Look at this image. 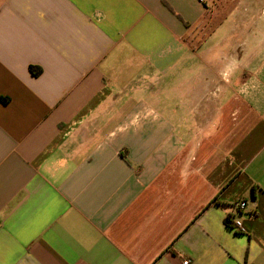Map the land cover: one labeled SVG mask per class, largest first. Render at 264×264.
<instances>
[{
    "label": "crops",
    "instance_id": "1",
    "mask_svg": "<svg viewBox=\"0 0 264 264\" xmlns=\"http://www.w3.org/2000/svg\"><path fill=\"white\" fill-rule=\"evenodd\" d=\"M186 261L264 264V0H0V264Z\"/></svg>",
    "mask_w": 264,
    "mask_h": 264
},
{
    "label": "built area",
    "instance_id": "2",
    "mask_svg": "<svg viewBox=\"0 0 264 264\" xmlns=\"http://www.w3.org/2000/svg\"><path fill=\"white\" fill-rule=\"evenodd\" d=\"M234 207L237 210H244L246 207V203L244 200H238L234 203ZM254 215L253 212L249 213V216ZM236 231L243 232V229L241 228V222L239 220H233V226ZM183 264H188V262H183Z\"/></svg>",
    "mask_w": 264,
    "mask_h": 264
},
{
    "label": "clouds",
    "instance_id": "3",
    "mask_svg": "<svg viewBox=\"0 0 264 264\" xmlns=\"http://www.w3.org/2000/svg\"><path fill=\"white\" fill-rule=\"evenodd\" d=\"M236 61H232L231 63H229L228 65L225 66L224 71L222 72V76L227 79L228 77L231 76V74L233 73V71L235 70L233 68V64H235ZM248 85L247 83H245L241 88H240V93L243 95H247L248 94Z\"/></svg>",
    "mask_w": 264,
    "mask_h": 264
},
{
    "label": "trees",
    "instance_id": "4",
    "mask_svg": "<svg viewBox=\"0 0 264 264\" xmlns=\"http://www.w3.org/2000/svg\"><path fill=\"white\" fill-rule=\"evenodd\" d=\"M30 71H32L34 74H36V71H34L33 68H30Z\"/></svg>",
    "mask_w": 264,
    "mask_h": 264
}]
</instances>
